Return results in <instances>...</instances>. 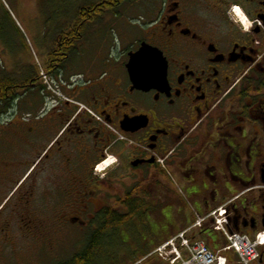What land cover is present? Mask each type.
Here are the masks:
<instances>
[{
  "label": "flooded vegetation",
  "instance_id": "flooded-vegetation-1",
  "mask_svg": "<svg viewBox=\"0 0 264 264\" xmlns=\"http://www.w3.org/2000/svg\"><path fill=\"white\" fill-rule=\"evenodd\" d=\"M90 9L52 37L5 108L0 264L52 248L61 229L85 250L107 217H155L178 180L196 186L183 187L202 203L195 216L222 209L231 233H264V0H160L142 37L87 58ZM143 43L165 78L136 86L126 66ZM24 91L35 97L23 106Z\"/></svg>",
  "mask_w": 264,
  "mask_h": 264
},
{
  "label": "rangeland",
  "instance_id": "rangeland-1",
  "mask_svg": "<svg viewBox=\"0 0 264 264\" xmlns=\"http://www.w3.org/2000/svg\"><path fill=\"white\" fill-rule=\"evenodd\" d=\"M99 1L0 0V75L17 85L23 78L37 74L41 56L49 50L52 37L66 32L68 22L76 17L81 9L97 6ZM154 6L159 7L160 0L122 2L119 6L108 8L106 5L107 10L102 8L99 12H93L91 17L94 20L86 24L88 26L85 34L90 39L86 57L105 53L108 51V45L116 43L122 36L127 35L131 41L142 37L143 29L148 23L146 9H153ZM20 96L23 106L28 104L29 99L35 97L33 91L21 92ZM2 112L3 108H0V131L5 126V112ZM167 170L170 171V168L167 167ZM183 187L186 188L181 180L170 184L169 198L160 201L162 206L158 207L162 208V213L154 215L155 217H136L131 220L128 227L122 226L115 232L112 240L105 242L107 246L99 252L94 264H132L143 256L146 248L145 239L162 226L169 232L182 228L192 211L198 209L196 202L188 197ZM172 192L175 195H172ZM154 202L156 201L149 200L148 205H153ZM75 230V228H72L73 232L59 230L52 236L54 242L52 248H44L42 245L38 251L32 244L27 245L24 255L17 256L15 262L11 264L69 263L74 256L84 250L73 245L80 238V234L78 235ZM211 234L199 238L209 248L211 244L218 248L222 247L224 245L222 238L218 234ZM86 237L90 242V236ZM83 247L85 248V245ZM150 259L153 260L143 264H158L156 261L158 259Z\"/></svg>",
  "mask_w": 264,
  "mask_h": 264
},
{
  "label": "built area",
  "instance_id": "built-area-1",
  "mask_svg": "<svg viewBox=\"0 0 264 264\" xmlns=\"http://www.w3.org/2000/svg\"><path fill=\"white\" fill-rule=\"evenodd\" d=\"M205 225L224 240L220 250L213 252L193 237L194 232ZM262 236L264 233L252 239L242 234H230L226 228L225 212L220 209L217 214L198 218L193 226L156 248L152 255L167 264H227L225 254L232 252L240 264H256L259 249L264 247Z\"/></svg>",
  "mask_w": 264,
  "mask_h": 264
},
{
  "label": "trees",
  "instance_id": "trees-1",
  "mask_svg": "<svg viewBox=\"0 0 264 264\" xmlns=\"http://www.w3.org/2000/svg\"><path fill=\"white\" fill-rule=\"evenodd\" d=\"M104 1V0H103ZM131 1V0H105V2H102L101 0L99 2H102L100 6L91 7L89 11V17H91V14L96 11H100L102 8L115 7L119 6L122 2ZM134 1V0H133ZM107 5V7H105ZM104 6V7H103ZM109 8V7H108ZM112 10V8H110ZM104 11V9H103ZM15 82H11L8 79L6 80L5 77H2L0 75V108H3V112H5V108L8 106H11L13 104V100L17 98L16 90H15ZM132 219H126V218H111L107 217L104 219L105 225L102 227V229L93 235L90 239V245L83 250L78 255L74 256L69 263L66 264H94L96 261V257L99 254L101 250L106 248V241H110L114 238L115 232L120 229V227L126 225L129 221Z\"/></svg>",
  "mask_w": 264,
  "mask_h": 264
},
{
  "label": "water",
  "instance_id": "water-1",
  "mask_svg": "<svg viewBox=\"0 0 264 264\" xmlns=\"http://www.w3.org/2000/svg\"><path fill=\"white\" fill-rule=\"evenodd\" d=\"M160 53L146 44H142L139 50L131 54L126 66L131 82L136 86H144L164 81V73L154 70L151 63L156 64Z\"/></svg>",
  "mask_w": 264,
  "mask_h": 264
},
{
  "label": "crops",
  "instance_id": "crops-1",
  "mask_svg": "<svg viewBox=\"0 0 264 264\" xmlns=\"http://www.w3.org/2000/svg\"><path fill=\"white\" fill-rule=\"evenodd\" d=\"M4 129L5 128L3 127V130ZM185 186H186V188H189V189H195L196 188V186H194V185H191V186L185 185ZM193 201H195V200L193 199ZM195 202L197 204V208L199 209L202 206V203L198 202V201H195ZM199 215L200 216H204L206 214L199 213ZM194 220H195V215L191 214V216H188V218L186 220V224L182 228H179V229H177L175 231H170V232L166 231V229L163 228L164 226H162L161 229H159L156 232H154L152 236H149V237H147L145 239L146 240V248H145V250L143 252V256L140 257L139 259H137L132 264H143L145 262H148L149 260H153V259L147 258V256L154 250L155 247H157L160 244H163L169 238L175 236L179 232H181L184 229H186L189 226H191L193 224ZM218 249L219 248L215 244H211V250L217 251ZM228 257H231L233 260L235 259L234 256H232V255H228ZM156 261H157L158 264H162L163 263V262L161 263L159 260H156Z\"/></svg>",
  "mask_w": 264,
  "mask_h": 264
},
{
  "label": "snow or ice",
  "instance_id": "snow-or-ice-1",
  "mask_svg": "<svg viewBox=\"0 0 264 264\" xmlns=\"http://www.w3.org/2000/svg\"><path fill=\"white\" fill-rule=\"evenodd\" d=\"M234 11L240 15L241 21L247 25V19L243 16V13L239 8H235ZM261 242L264 243V236H262Z\"/></svg>",
  "mask_w": 264,
  "mask_h": 264
}]
</instances>
